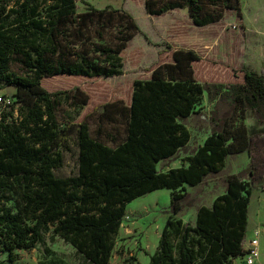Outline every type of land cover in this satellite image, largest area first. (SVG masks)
I'll return each instance as SVG.
<instances>
[{
    "label": "trees",
    "instance_id": "obj_1",
    "mask_svg": "<svg viewBox=\"0 0 264 264\" xmlns=\"http://www.w3.org/2000/svg\"><path fill=\"white\" fill-rule=\"evenodd\" d=\"M79 1L0 0V85L15 89L0 116V255L14 262L18 251L44 244L50 234L87 264H110L128 205L167 189L169 217L148 264H234L244 256L252 192L264 187V133L245 125L250 112L264 125V73L212 63L199 74L201 55L176 49L172 62L134 81L130 104L108 102L78 121L90 96L80 87L50 92L43 82L122 76L121 55L140 32L128 12L89 6L79 13ZM145 6L150 16L186 9L197 27L241 10L240 0H146ZM205 96L214 107L210 134L180 168L160 172L159 164L191 142L186 121L200 113ZM65 104L74 115L62 122ZM73 136L79 173L59 178L54 171L64 165ZM244 153L250 172L234 174L226 162ZM211 179H220L225 193L202 205L189 188ZM191 208L194 224L182 218Z\"/></svg>",
    "mask_w": 264,
    "mask_h": 264
},
{
    "label": "rangeland",
    "instance_id": "obj_2",
    "mask_svg": "<svg viewBox=\"0 0 264 264\" xmlns=\"http://www.w3.org/2000/svg\"><path fill=\"white\" fill-rule=\"evenodd\" d=\"M146 0H80L79 13L89 6L97 9H119L131 14L140 32L123 51L124 74L110 79H88L84 77L59 76L45 80L44 87L50 92L70 91L80 87L90 96V103L78 121L95 108L108 102L123 100L131 103L133 84L136 79H149L158 66L172 62L176 49L195 50L203 62L196 70L206 73L212 63L228 65L232 68H246L254 72L264 69V20L259 12L264 0H240L241 10H225L221 21L205 27H197L189 16L188 10H174L159 16H150L146 11ZM255 14V15H254ZM120 25V22L117 23ZM205 78V77H204ZM15 89L0 85V116L14 101ZM213 103L204 97L198 107L200 112L186 121L192 138L189 145L179 154L159 164L160 172H167L182 165V160L205 141L211 132V112ZM74 115L70 104L59 111V119L66 122ZM249 126L253 133H264V125L256 123L250 112ZM92 135L96 137L98 121H89ZM80 148L76 136L64 151V165L54 171L59 178L76 176L79 173ZM239 163V162H238ZM241 173L249 174L250 163H242ZM231 169L230 166H228ZM220 179L190 192L198 194L201 204L212 206L216 190L222 188ZM170 190H160L133 201L127 207L126 216L116 238V246L110 264H148L157 251L162 230L169 217ZM196 208L188 209L182 216L185 222H196ZM5 264H87L77 250L60 238L51 240L46 236L44 244L30 251H18L14 262H9L6 254L0 255Z\"/></svg>",
    "mask_w": 264,
    "mask_h": 264
},
{
    "label": "crops",
    "instance_id": "obj_3",
    "mask_svg": "<svg viewBox=\"0 0 264 264\" xmlns=\"http://www.w3.org/2000/svg\"><path fill=\"white\" fill-rule=\"evenodd\" d=\"M259 12L261 14H263L262 16H263V20H264V3H263L262 6H260ZM262 73H264V69L262 71H260L258 74H262ZM256 123H257V121H256ZM245 125L248 127L249 131L251 132V129H250V126H249L248 117L245 120ZM260 125H262V124H260ZM251 133H253V132H251ZM188 156H190V155H188ZM242 163L247 164V167H248V165L250 163V158H249L248 153H244L242 155L229 158L227 160V162H226V165L231 167V170H232V172L234 174H240L241 173V168H242V166H244ZM180 167H178V168H180ZM193 189H195V188H193ZM216 193H217V195L214 198V200L218 196H220V195L225 193V187L223 186L221 188V190L219 191V193L216 190ZM214 200H213V202H214ZM248 216H249V220H248V231H247V235L248 236H247V239L253 237V234H254L255 230L259 229L261 231V234H260V246H259L260 257L257 260L256 264H264V187L253 190L252 197H251V202H250V205H249V214H248ZM248 245L249 244H247V247H248ZM234 264H246V263L244 262V259L242 257H240V258H238V259H236L234 261Z\"/></svg>",
    "mask_w": 264,
    "mask_h": 264
},
{
    "label": "built area",
    "instance_id": "obj_4",
    "mask_svg": "<svg viewBox=\"0 0 264 264\" xmlns=\"http://www.w3.org/2000/svg\"><path fill=\"white\" fill-rule=\"evenodd\" d=\"M2 101L3 100L0 99V102ZM260 234L261 231L257 229L254 231L252 238L247 239L248 235H246L244 245V256H242L246 264H256L257 260L260 257ZM247 244H249L248 247Z\"/></svg>",
    "mask_w": 264,
    "mask_h": 264
},
{
    "label": "bare ground",
    "instance_id": "obj_5",
    "mask_svg": "<svg viewBox=\"0 0 264 264\" xmlns=\"http://www.w3.org/2000/svg\"><path fill=\"white\" fill-rule=\"evenodd\" d=\"M255 15V14H254Z\"/></svg>",
    "mask_w": 264,
    "mask_h": 264
}]
</instances>
